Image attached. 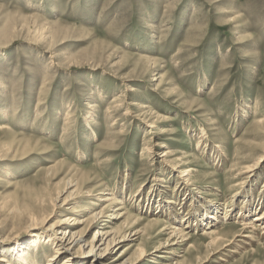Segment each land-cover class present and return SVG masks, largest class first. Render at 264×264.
<instances>
[{
	"label": "rangeland",
	"instance_id": "1",
	"mask_svg": "<svg viewBox=\"0 0 264 264\" xmlns=\"http://www.w3.org/2000/svg\"><path fill=\"white\" fill-rule=\"evenodd\" d=\"M263 150L264 0H0V256L9 264L26 254L27 264H47L60 244L56 229H75L71 219L100 211L106 187L142 219L139 228L152 227L118 264L133 261L137 248L138 264H171L189 245L197 252L188 264H264L259 233L251 246L237 238L212 254L201 233L206 223L172 221L173 212L198 220L196 212L232 195L236 213L243 198L257 201L245 220L261 213L264 156L249 179L237 169ZM163 151L186 163L179 171L198 173L180 180L161 163ZM68 182L83 193L58 208ZM48 194L59 196L57 206L39 220ZM149 198L174 211L145 206ZM75 207L83 211L74 214ZM236 213L215 223L218 245L234 239ZM169 224L187 233V243L153 252ZM59 248L61 263L100 264L97 251Z\"/></svg>",
	"mask_w": 264,
	"mask_h": 264
},
{
	"label": "bare ground",
	"instance_id": "2",
	"mask_svg": "<svg viewBox=\"0 0 264 264\" xmlns=\"http://www.w3.org/2000/svg\"><path fill=\"white\" fill-rule=\"evenodd\" d=\"M90 108L93 109L94 107L91 106ZM64 115L65 116L63 118V121L64 123L67 124L71 119V115L69 113H66ZM203 131L204 130L200 131L199 138L204 137ZM154 147H160V146L158 144H155ZM170 153L171 152L169 151H163L160 156V161L162 164H164V166L169 167L173 172L175 171L176 174H179L180 180H184V181L190 180L192 177L195 176V174L198 173V171L190 167H185L184 170L179 171V168L185 165L186 163L180 160L179 157L173 159L172 161L171 160L169 161L168 159L170 157ZM218 155L222 158L226 157V154H223V153L221 154V152H218ZM263 156H264V150L261 153V155H259L251 164L247 163V164H244L242 168L239 167L237 169L238 175L247 174L246 178L244 179H249L253 177L257 172V164L260 162ZM178 182L177 184L179 183L180 184L176 188L178 190L180 189V191L187 192V189L185 188L183 182L182 181H180L179 183ZM65 188L66 189H64V191L66 190L65 191L66 196L63 199L59 200L61 203L58 206V208L60 207L65 208L67 205H69V203H71L73 196L75 198L77 194L83 193V192L80 193L81 190L79 188V185L71 183V182H68ZM137 196L138 194L136 195V198ZM232 197L230 196L229 198H226L225 200H223L219 204V206L217 205L213 207L211 206L203 207L202 206L203 208L201 212L195 213L198 218V220L197 219L195 220L196 222L190 219V217L183 216L180 214H175L173 212L174 210H172L170 206H164L160 204L161 201L158 202L157 200H154V198L147 199L146 200L147 203L145 206L152 207L153 201H155V203L157 204L153 206L155 207V209L157 208L158 210H160L159 208H161L162 210H164L163 208L165 207L166 211L172 210L171 211L173 212L172 221L175 225H178V227L179 225L188 226V224L190 223V220L193 221V224H195V226L199 229H201V225L206 223V226L205 228H202L201 233L203 237H206L207 239H209V242L206 245V247L210 249V251L213 254L215 253L214 251L216 250L214 248L225 247L231 244L232 242H236L237 238L248 239V243L247 241H245L243 245L251 246L249 242L250 243L252 242V244L253 243L255 244L259 241V239L253 237V235L255 234L257 235L259 233V238L264 236V209L261 213H259L255 217L248 218L247 220H245L256 209L257 201L254 199L252 195L249 196L248 198H243L244 205L238 211V213H236L237 209L233 208V206L231 208L229 205L230 204L229 201ZM58 198L52 199V195L48 194L42 199H40V204L41 203L43 204L42 207L47 204V208H46V211H44V213L40 216V218H38L39 220L46 221L48 219L49 215H51V213L55 210L57 206L56 200ZM97 199L99 202L102 203L103 207L100 204H98L99 202L97 203L95 201L91 203V206L92 207L101 206L102 208L100 211L95 212L96 210H91V211L89 210L90 216H88V218L80 217V218L71 219L72 221H70V226H78V227H76L75 229L73 228L56 229L54 235H58V238H54V239L58 240V242L60 243L59 246H62L61 249H64L65 250L64 252L70 253L75 248L76 251H74V253L71 255H76L78 252L84 251L83 253H87L86 254L87 256L92 257L94 255L93 253L97 251L98 254L94 256H96V258L101 259L99 261L100 264H118V262L124 257V255L128 252V250L134 247L135 243L140 242V241L143 242V240L148 241L150 234H151L149 231L151 230L152 227L146 226V228L145 227L139 228L138 226L141 223L142 219L139 218V216H133L132 214H128L126 207L124 206L125 203L121 201V199H119L118 197H115L113 192L107 187L101 190V195ZM164 203L166 204L165 201ZM52 205H53L52 207L53 209L51 211L49 209V206H52ZM223 209H226V210H223ZM47 210L49 211V213H46ZM82 211H83V208L75 207L74 209H72V213L74 214L80 213ZM234 212L237 214L236 216H238L235 223L239 227L236 233L234 234V239L229 240L227 244L225 245H222L223 243L218 245L219 242L223 240V237L222 235L218 233L214 225L218 219H220L221 221H225L223 222L225 224L227 222V219H229V217H232V214ZM117 222L119 223V226H117L116 228L110 227V225H113ZM65 223L66 222L63 220L58 221L56 222L55 226L62 227V225ZM148 224L154 227V226H157V221L152 220V222H149ZM93 227H97V229L94 232L92 239L88 242H85L84 241L85 233L88 231V229H91ZM147 228L149 229V231L147 230ZM160 233L163 236H166V239L164 240V242L156 246L153 252H160L162 250H165L164 253H173L181 249V247H183L187 243V240L189 239L187 236V233H184L183 229L177 228L176 226L171 227L170 224L167 227H164L163 229H161ZM46 237H49V235H47ZM126 241L127 242L129 241L130 243L127 249L122 251L118 255L117 258H112L111 256L112 253H115L119 249L121 243H124ZM59 246L56 245L57 250L53 255L50 256L47 264H70L68 262V260H70L69 258L67 259V261H63L62 263L59 262V256L57 255L58 253H60ZM244 249L245 248H242V250ZM137 252L140 255L134 257L133 261H130L128 263H122V264H138V261H140L143 258L142 256L143 251L138 250L137 248L136 253ZM196 252H197V246L189 245V247L185 250V253L183 255H177L176 260L171 264H188L189 260H191L192 255ZM24 253L25 252H19L17 255L24 254ZM94 258H93V261L95 260ZM219 261H223V260H219ZM27 263H28V255L26 254V255L20 256L18 260V264H27ZM0 264H9V263L6 259L0 256Z\"/></svg>",
	"mask_w": 264,
	"mask_h": 264
}]
</instances>
